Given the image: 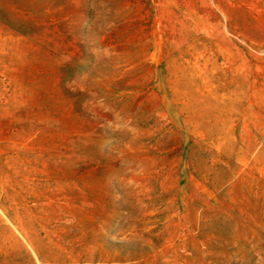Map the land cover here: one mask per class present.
Segmentation results:
<instances>
[{"label": "rangeland", "instance_id": "374dc122", "mask_svg": "<svg viewBox=\"0 0 264 264\" xmlns=\"http://www.w3.org/2000/svg\"><path fill=\"white\" fill-rule=\"evenodd\" d=\"M0 264H264V0H0Z\"/></svg>", "mask_w": 264, "mask_h": 264}]
</instances>
